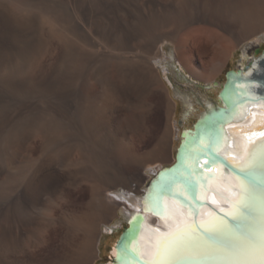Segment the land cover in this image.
Listing matches in <instances>:
<instances>
[{
	"label": "bare ground",
	"instance_id": "bare-ground-1",
	"mask_svg": "<svg viewBox=\"0 0 264 264\" xmlns=\"http://www.w3.org/2000/svg\"><path fill=\"white\" fill-rule=\"evenodd\" d=\"M51 1L49 9L54 15L49 13L54 16V22H50L54 23L56 45L62 46L63 52L56 60L51 76L43 78L33 74L34 65H28V58L20 56L25 52L24 42L34 39L32 19H38L40 13L36 9L40 2L34 6L36 12L28 9L31 3L24 5L27 7L23 8L24 12L14 8L16 18L13 22L6 0H0V118L5 130L0 149H3L1 161L8 173L7 184L0 186V264H94L99 253L101 225L108 224L120 206L131 227L132 218L140 217L139 231L130 244V248L138 246L139 252L118 262L119 248L114 243L111 251L115 263L110 261L109 264H135L137 257L151 259L159 237L193 221L223 217L204 203L206 199L225 214L231 211L245 179L219 162L212 168L216 171L213 175L203 172V183L197 188V197L203 200L198 212H191L187 203L167 193L160 198L162 214L144 210V197L159 182L156 180L150 188L143 190L139 187L146 179L155 177L153 174L165 165H153L154 157L141 158L132 154L128 134L135 128V123L132 124L127 115L133 106V111H137L138 95L154 85L164 86L152 60L161 57L160 43L165 38L151 36L150 32L153 26L166 22L170 10H178L180 19L185 22L202 17L215 25V28L199 25L189 29L177 51L181 66L190 75L207 79L222 72L219 64L228 57L227 49L221 47L227 38L218 29L246 31L240 74L249 79L262 68L259 59L250 60L249 67L245 60L249 59V50L259 44L251 36L264 29V22L260 24L264 0ZM34 2L32 4L36 5ZM191 36L205 44L202 51L206 66L196 60L188 44ZM137 37L149 39L139 53L131 48ZM223 84L219 86L215 82L212 85L214 90L219 86L217 95ZM241 85L248 96H256L255 84L248 85L245 80L236 83L237 88ZM31 97L39 99L31 101ZM180 97L186 106L184 115L190 114L193 104L186 96L180 94ZM14 105H17L16 109ZM214 105L225 106L219 96L214 102L206 99L204 110L197 118L208 113ZM123 106L127 107L128 113L117 120L116 114ZM189 128H193V124ZM221 128L223 136L216 153L236 167L248 158L254 145L264 141V136L259 135L264 132V102L259 98L249 101L244 97ZM40 130L44 133L41 132L42 139ZM169 130L165 135L167 139L162 142H166L167 155L171 143ZM38 138L41 139L40 146L34 157ZM183 139L179 136L178 144ZM74 146L82 150L76 161L68 158ZM196 148L197 145L192 144L190 151L185 153ZM111 152L129 156L132 166L120 162L121 156L118 160L108 158ZM175 153L170 164L175 161ZM185 163L192 165L194 162L189 156ZM251 176L257 179L253 181L257 190L264 193V156L258 158ZM85 184L90 192L88 200L81 195ZM118 186L123 187L120 193L116 192ZM175 187L182 188V185L177 183ZM57 224L62 227L60 234L56 231Z\"/></svg>",
	"mask_w": 264,
	"mask_h": 264
},
{
	"label": "rangeland",
	"instance_id": "rangeland-1",
	"mask_svg": "<svg viewBox=\"0 0 264 264\" xmlns=\"http://www.w3.org/2000/svg\"><path fill=\"white\" fill-rule=\"evenodd\" d=\"M27 1L26 0L25 1L24 0H13V1L10 0L8 2L6 0L5 3L7 4V7L10 9L9 14L11 18H13L12 20L14 22L15 20L14 18H16L15 13L17 9L20 11L21 10L23 11L24 5L27 6L26 4L31 3V5H28L29 6L28 9L31 8L33 10V9H36L34 6L37 7V3L40 2V5H38L40 6L39 7L40 10L38 7L36 10L39 11L40 13L39 14L37 12V14H39L37 15V17L41 21H39L38 19H35V20L32 19L33 21L32 25H33V28H35L34 39L33 41L24 42L25 52L20 56L21 58H25V59L28 58L27 61L28 60L30 61L28 65L31 66L33 63V65L35 66L34 67L32 65L35 68L33 69L32 67V72H34L33 73L34 75L47 78L49 74L51 76V73H53L52 71H54L53 69H55L54 67H56L55 65L57 63L56 60L63 52V47L59 46L58 43L56 45V42L58 41L56 38V32L55 30H53L55 29L54 23L52 24V22H54V16L52 17V15L49 13V12L53 13V11H51L52 9H49V7H52L51 6L52 1L51 0H48V1L41 0L42 1L41 2L39 0H35L36 5L32 4L34 2L33 0H27ZM49 1L51 2L49 3ZM46 4L48 5V8H46L47 7ZM14 8H16V11H14ZM24 9H27V7ZM171 11L173 10H170L171 14L168 15L167 17L168 19L166 18L167 19L166 22H164L163 24L157 25V26H153L150 32L151 36L159 35L165 38V39L163 38L164 39L163 42L160 43V50L162 52L161 57L156 60H152V62L155 63L154 65L159 73V76L164 82V86L160 87V85H154L148 88V90H145L146 91V92L144 91L145 93L144 92L141 93L142 95L141 94L138 95L135 101V105H136L135 110L137 111L135 112L133 111L134 110L133 109L134 106H133L131 107L132 110L129 109L131 111L130 115H127L130 118L129 120L131 121V123L132 124L135 123V128L129 131V134H128L130 136V140L132 144L131 145L132 154L138 155L137 157L139 156L140 157L141 156L142 157H146V156L154 157L155 160L152 163L153 165L154 164L156 165L157 163H161L162 165L170 164L172 160V154L174 151H176V148H177L176 146L179 141L180 132L183 129L189 128L192 126L193 121L197 118L200 112L204 110L203 105L206 99L212 102L216 101L217 96H218L216 91L219 88L220 84L225 83L227 71L229 70L237 71L240 68V64H241L240 59L242 58L243 47H244L245 42L247 41L246 39L244 40L246 31L244 32V31H241L240 29L234 28L233 31L229 30L228 32L227 31L224 32L221 29L216 28L220 30V32L225 36V38H227V41L225 40V42L221 43L222 45L225 43L224 46H221V47H225L227 49V55H228V57L224 58L221 61V63L222 62L223 63L219 64V66H221L220 70L222 72L216 73L215 76L210 75L211 78L206 77L207 79H204L200 76L195 78L192 75H190L189 72L186 71L184 67L181 66L179 59H178V54H177L178 45L181 39L183 38V35L189 29L195 26H199V25H209L210 26L212 24L206 22L202 17L185 22L184 20L180 19L181 17H179L180 13L178 10H177L178 12L177 11L171 12ZM38 22L39 23L41 22L40 25H38L39 24ZM262 22H264V16L260 24H262ZM211 27L215 28L216 26L212 25ZM54 32H55V35H54ZM54 37L56 40H54ZM251 39L258 40L259 44L254 45V47L249 50L247 54L249 59L248 61L245 60V63H247L246 64L247 67H249L250 65L249 64L250 60L261 59L262 57H264V52H263L264 51V29H260L256 34H253V36H251ZM148 41L144 37L135 38L132 41V47H131L132 51L137 52V53L142 52L145 45L148 43ZM188 44L190 47H192L194 56L196 57V60L198 61V63L202 64L201 62H204L202 65L206 66L207 65V63H205L206 57H205V54L203 53L204 49L202 46L204 45V47H206L205 44L203 42H200L196 38V36L194 37L191 36L189 38ZM20 56L18 57L20 58ZM154 61H157V62H154ZM34 63H37L36 64L37 67ZM203 66H201V68H204ZM204 69L206 72H208L206 68ZM215 82H218L219 86H217V88L214 90L212 85L215 84ZM180 94L181 96L183 95L186 96L187 99L194 106L193 111L188 115H184L186 106L182 98L180 97ZM32 98L33 100H31ZM31 99H30L31 101H35V100L38 101L39 98L36 97L34 99V97H31ZM125 107L123 106L122 109L120 108L119 112L116 114L117 120H121L123 115L125 113H128L127 107L126 108ZM14 108L16 109L17 105L16 106L14 105ZM132 114L133 116H131ZM1 123L2 121L0 118V147L2 146V143H3L2 139L5 134V130L1 127L2 126ZM168 129H171L169 130L171 134V136L169 135L171 138V143L169 146L170 148H168V153L170 154V155L168 154L170 156L169 158L167 155V151L165 149L166 142L162 143L164 142L163 140L167 139V136L165 135H167ZM41 132L43 133V131L42 130L39 131L40 138L43 137L41 136ZM42 135H44V133ZM40 138L36 140L37 147H35L36 150L33 151L34 157L40 146L39 145L40 140L42 139ZM0 150H1L0 155H2L3 157V152H2L3 149H0ZM81 153H82L81 148L79 146H74L71 148L68 154V158H72L76 161L78 160ZM164 154L167 156L166 157V159L168 158L167 160L165 159ZM161 155L162 156L164 155L163 158L161 157ZM107 156L110 159H115L116 157L118 160L121 155L118 156V154L116 155V153L114 154L111 152ZM3 159L4 157L2 159L0 157V186L1 187L7 184V178H8L7 167L5 166V163L1 161ZM19 159L20 157L17 158V160ZM119 161L120 162L123 161L124 165L125 166L127 165V167L132 166L131 159H129V156L125 155L124 153L120 157ZM2 163L4 164V166L2 165ZM148 170H145L147 171L146 173H150ZM148 180L149 179H146L142 183V185L139 187L140 190H143L146 187ZM88 189H89L88 185L85 184L83 185V188L81 190V195L84 197L85 200L89 199L90 192ZM122 190H123V187L118 186L116 189V192L120 193ZM122 209L124 208L120 206L118 210L116 211V216L113 217V219H111V221L108 224L101 225V236H100V241L98 243L99 253H98V257L96 258L94 264H109L110 261H112V251L111 250L113 248V245L116 242L119 234L124 230V228L127 225L126 223L127 221L125 220L124 215H123V213L125 212H123ZM56 226H57L56 231L58 234H60L62 227L59 226V224H57ZM111 228L113 229V232L110 231Z\"/></svg>",
	"mask_w": 264,
	"mask_h": 264
},
{
	"label": "snow or ice",
	"instance_id": "snow-or-ice-1",
	"mask_svg": "<svg viewBox=\"0 0 264 264\" xmlns=\"http://www.w3.org/2000/svg\"><path fill=\"white\" fill-rule=\"evenodd\" d=\"M262 70L264 66L257 72ZM248 82H251V78ZM259 87L264 89V83ZM247 96L243 85L237 88L233 78L223 93L225 107L210 109L205 114L200 127L187 142L196 144L197 148L181 157L175 175H170V178L150 189L149 195L144 197L145 211L162 214L160 198L167 193L187 203L191 212H198L201 205L197 188L203 183V172L197 173L195 160L200 154H206L209 157L206 166L218 162L216 152L223 136L221 125L233 115L236 104ZM260 98L264 99V92ZM259 135L264 136V132ZM189 156L194 162L192 165L185 163ZM261 156H264V141L254 145L248 158L236 167L246 177H251ZM177 183L182 188H176ZM226 215L232 223L224 217L213 216L210 220L193 221L190 225L159 237L155 255L147 260L137 257L135 264H264V193L257 190L250 178L241 182L239 199ZM139 220L138 215L132 218V227L118 242V262L131 253L138 254V246L130 248V244L139 231Z\"/></svg>",
	"mask_w": 264,
	"mask_h": 264
},
{
	"label": "water",
	"instance_id": "water-1",
	"mask_svg": "<svg viewBox=\"0 0 264 264\" xmlns=\"http://www.w3.org/2000/svg\"><path fill=\"white\" fill-rule=\"evenodd\" d=\"M259 63H260V66H264V57H262L261 59H259ZM233 78H235L236 83L244 82V80H245V82H247L248 85L249 84H251V85H254L255 84L256 85V86H254V92H255L256 96H254V97L247 96L246 97L247 100L253 101V100H257L259 98L260 100H262L264 102V99H261L260 98L261 93L264 92V89H261L259 87V85L261 83H264V72L263 71H260V72H257L256 71V72H254L253 73V76L250 77L251 78V82L249 83L248 82L249 79L243 78L241 76V74H240V68H239L237 71H235V70H229V71H227L226 81H225V83L223 84V87L221 88V90L218 93V96L224 102V105H225V100H224V97H223V93L226 90V86H230V81H232ZM249 97H251V98H249ZM224 107L225 106L214 105V107L212 109H216V108L222 109ZM204 117H205V114L202 115L201 117H198L197 120L195 121V123L193 124V128L183 129L180 132V136L183 137L184 139L179 142V144H178V146L176 148L175 161L172 164H170V165H165L163 168H161L159 171H157L155 174H153V176H155V177L151 178L148 181V183L146 185V188H150L151 185H153L156 180H158V182L160 183L162 180H166V179L170 178V177H168V175L170 174V172H172L171 173L172 175H175L176 174L175 173V170L180 165L181 157L185 155V152L190 151V146L192 144H188L187 142L192 138V134H194L197 131V129L200 127V124L203 122V118ZM226 121H227V119H226ZM223 124H225V122ZM187 146L189 148H187ZM216 155L219 158V160H218L217 163L220 162L224 166V168L232 171L234 174H236L237 176H239V177H241L243 179H249L250 178L254 182L257 181V179H255L253 176L246 177L244 174H242L239 171L238 168H236L231 163L227 162L226 158H224L223 156H220L217 153H216ZM208 159H209L208 155H206V154H200L196 158V161H195L196 169L199 172H206V173H210V175H213L212 173H216V171L215 170H212V168H214V166H216V163H212L210 166H206V161H208ZM162 173L164 174L163 176L161 175ZM263 188H264V186H263ZM199 201L200 202H203V200H200V199H199ZM204 203L206 205L210 206V208L212 210H214L215 213L223 216L226 220H228L229 222L232 223L231 218L228 217L220 209H218L215 206H213V203L210 202L208 199H206L204 201ZM130 227H131V223H130V221H128V228H126V229L123 230V232L121 233V235L119 236V238L115 242V245H116L117 248H118V242L122 239L123 236L127 235V230ZM113 261L115 263V260L114 259H113Z\"/></svg>",
	"mask_w": 264,
	"mask_h": 264
}]
</instances>
